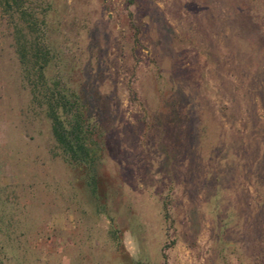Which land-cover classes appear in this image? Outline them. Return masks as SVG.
<instances>
[{
	"label": "rangeland",
	"instance_id": "374dc122",
	"mask_svg": "<svg viewBox=\"0 0 264 264\" xmlns=\"http://www.w3.org/2000/svg\"><path fill=\"white\" fill-rule=\"evenodd\" d=\"M2 1L0 264H264V0ZM23 9L97 125L94 192L32 100Z\"/></svg>",
	"mask_w": 264,
	"mask_h": 264
},
{
	"label": "trees",
	"instance_id": "16d2710c",
	"mask_svg": "<svg viewBox=\"0 0 264 264\" xmlns=\"http://www.w3.org/2000/svg\"><path fill=\"white\" fill-rule=\"evenodd\" d=\"M2 3L10 7L16 4V0H3ZM19 17L26 32L17 31L16 50L27 75L32 100L43 108L50 122L58 155L67 164L84 166L92 173L94 192L96 181L93 173L102 156L97 125L90 121L85 113V104L75 90L62 78L51 80L46 76L52 56L42 43L40 23L26 9L20 11Z\"/></svg>",
	"mask_w": 264,
	"mask_h": 264
}]
</instances>
